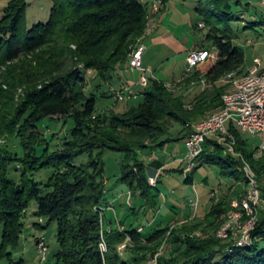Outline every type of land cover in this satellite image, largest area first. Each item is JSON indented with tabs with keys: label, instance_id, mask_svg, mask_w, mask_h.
Wrapping results in <instances>:
<instances>
[{
	"label": "trees",
	"instance_id": "obj_1",
	"mask_svg": "<svg viewBox=\"0 0 264 264\" xmlns=\"http://www.w3.org/2000/svg\"><path fill=\"white\" fill-rule=\"evenodd\" d=\"M170 1L162 0L165 5ZM52 2L49 21L31 29L27 27V0H12L0 21V65L20 60L8 80L2 81L7 91H0V138L13 136L24 149L21 155L0 145V260L27 264L13 254L21 247L25 219L31 204L36 202L35 214L42 221L34 227L42 230L54 222L58 225L56 264H142L157 253L166 238L170 249L177 248L170 259L160 258L159 264H264V214L258 218L250 246L238 247L232 237L222 239L216 234L234 212L233 201L242 202L248 193L246 162L256 174L264 202V150L260 145L253 147L235 127L231 131L239 157L226 155L218 137L212 136L198 158L196 169L203 165L217 166L221 175L244 181L245 188L230 187L228 196L235 199L215 202L204 222L183 223L172 229L167 225L146 233L144 228L139 231L135 227L121 231L112 221L109 224L105 221L109 209L101 158L105 151L126 155L122 179L131 191L140 190L141 196L147 197V191L157 185H151L147 165L139 159V152L150 148L146 142L166 135L172 122L183 128L179 139H186L193 133L192 125L199 117L223 109L222 96L230 88L223 79L234 71L243 74L246 63L243 51L231 36V24L240 20L243 0H207L205 8L204 0H199L196 6L199 23L214 29L207 40L217 49L218 60L202 78L209 89L197 94L191 108L163 81L151 77L138 105L124 114L110 116L98 113V94L86 90V74L95 71L102 84L112 85L116 77L130 69L133 47L147 35L149 1ZM164 10L163 7L160 12ZM199 48L208 49L205 45ZM196 76L197 73L192 75L188 82L201 79ZM100 87L101 84L96 89ZM15 89L22 90L18 100ZM101 97L113 95L103 92ZM57 118L73 121L71 134L62 148L53 153L46 149L38 156L37 147L46 141L38 125L45 119ZM165 143L161 141L159 145ZM82 155H89L90 161L74 164ZM12 165L16 167L17 178L11 176ZM45 168H53L55 172L47 182L40 183L34 176ZM187 179L192 181V176ZM152 202V207L157 206L155 198ZM203 226L202 237L192 236ZM128 235L133 249L125 258L120 246ZM104 242L105 251L101 247Z\"/></svg>",
	"mask_w": 264,
	"mask_h": 264
},
{
	"label": "rangeland",
	"instance_id": "obj_2",
	"mask_svg": "<svg viewBox=\"0 0 264 264\" xmlns=\"http://www.w3.org/2000/svg\"><path fill=\"white\" fill-rule=\"evenodd\" d=\"M11 1L12 0H0V21L4 17L6 9ZM27 1L29 4L27 9L28 29L33 28L39 23H47L50 19V13L53 6L52 0ZM148 1V14L150 21L148 24L147 35L151 29L156 27L155 18L161 13L160 9L164 7L165 10L162 14V24L165 30L174 34L190 47L194 46L197 42H201V44L205 45L208 49L216 50V48H213L212 43L207 40V35L209 33H213L214 29L212 28L211 30V27L206 26L203 22L199 23L200 15H197V12H195L194 8L198 5L199 0H172L166 5L164 3H161L160 5L157 4L159 0ZM206 3L207 0H204L202 3L204 8L207 7ZM248 3H250V5H247ZM243 4L244 6L240 12V20L231 24V36L234 44L239 47L245 55L246 63L244 69L254 67L258 61L264 68V4L262 0H243ZM191 9L192 11L194 10V16L189 13V10ZM193 27H195L196 30L193 29ZM193 30H195L196 34H194ZM221 34L225 35L224 32H221ZM145 39L146 37L138 40L134 45L133 50H135V48L140 44L145 45L144 42L152 47L150 53L155 55V62L154 66L152 65V68H155L154 71L158 75L162 76L161 67H159V64H162L163 62L162 57L165 62H172V69L176 68V70H181L184 55L177 54L175 51L172 49L170 50L165 46H154L151 39ZM19 62L20 60H13L7 61L3 64V66L0 65V87L3 85L2 81L8 80L10 72L14 71L13 67H16ZM139 76L140 75L137 70L132 68H130L125 74V77L130 80L135 82L137 81L139 87L134 88L130 86H122L120 84L119 77L115 78L112 85L102 84L100 79L97 78L95 71H88L86 74V90L88 93L98 94V113H104L108 116L112 114H124L132 107L138 105V103L143 100L141 92L147 87L140 86ZM199 82L196 80L188 82L187 77H182L176 83L171 84V86L166 84V87H168L170 91H174L176 95L183 96L185 106L187 108H191L192 102L187 99L184 94L190 87H195V90H200L201 87L204 86L203 82L205 81L204 79L202 81L201 78L199 79ZM100 84L101 87L98 91L96 87ZM204 87H206V90L209 89L207 83ZM1 89L6 90L4 87L0 88V91ZM131 91L134 92L136 98L130 97ZM103 92L108 93L109 96L112 94L113 98L101 97ZM123 92L126 94V97L122 101L118 99L117 93ZM14 94L18 100L20 99L19 97L22 94V90L15 89ZM211 113L215 112L211 111L210 113H204L193 123L192 128L194 129L198 122ZM38 126L41 134L46 139L43 145L37 147V155L40 156L46 149H48L50 153H53L59 148H62L65 139L71 134L74 123L71 119L64 120L57 118L55 120L45 119L41 121ZM182 129L183 128L180 124L172 122L170 131L166 135L160 137L156 141L146 142L148 145L154 146L153 149H156V151L159 150L157 155L161 161L170 160L171 162H174L175 160L179 161L184 159V163L178 162L174 165V168L176 169H179L181 164L185 167L188 165L186 160V141L185 139H179V137H181L180 132ZM245 138L252 142L253 147L260 145L263 141L262 138L251 134H245ZM161 141H166V143L159 145ZM0 145L7 150L23 155L24 149L21 146L20 141L13 136L0 138ZM165 146H167V149H165ZM159 147L160 149L162 148V152ZM153 151L154 150H151L152 153H150L149 156L143 153L141 154L142 151H140L138 154L140 161L147 164L150 163L148 159L153 155ZM97 155L98 152L95 153V157H97ZM231 155L239 157L236 152ZM144 156L147 158H143ZM101 158L105 165L104 181L107 190L106 203L111 204L114 208L111 211L107 210L105 221L106 224H109V222L113 220V226L118 227L121 231H125L131 227L137 228L141 226L146 230V233H150L158 228H164L167 225L170 226V229H172L174 226H182L183 223H188L189 225L202 223L204 222L206 213L215 202H219L224 199H228L231 202L232 199H235L231 195L228 196L231 193L230 187L236 185L238 188H245L244 181H239L235 177L230 178L221 175L217 166L203 165L191 173L193 177L192 181L187 179L186 173H182L181 171L175 169L164 171L161 176L158 174V176L155 177L156 181H158L157 187L150 188L146 193L147 197H142L140 190L131 191L130 185L122 179L124 176V165L126 164L125 154L107 150L103 153ZM89 161V155H82L75 159L74 164L84 165ZM249 167L251 168V166L246 162V176L249 175ZM15 170L16 167L12 165L11 176L13 178H17V171ZM251 170L253 171L252 168ZM54 172L55 170L53 168H45L41 172L36 173L34 178L36 181L44 183L49 180ZM146 175L149 176V172H146ZM255 179L257 181V177H255ZM153 198L157 201V206L154 207H152ZM235 201L238 200L236 199ZM36 209L37 203L33 202L28 210L27 218L25 219L26 227L24 229L21 247L13 254V256L17 260L24 259L27 264H56V254L59 251V244L57 240L58 225L56 222L50 224L46 229L41 230L38 238H35L34 224L42 221L35 214ZM263 214L264 202H261L258 217ZM117 215L119 221L124 223V226L122 224L118 226L119 221L116 219ZM204 230L205 228L203 226L193 232L192 236L202 237L204 235ZM216 234H218V232ZM167 235L169 237V233ZM41 236H45L48 242L49 252L45 261L42 260L41 250L38 247V240ZM132 243V239L128 235L126 241L123 242V244H126V247L123 249L120 248V252L123 257L127 258L132 254ZM170 247L171 245L169 240L167 238L164 239L162 246L159 248L157 253L152 257L149 256V259L142 264H159L160 258L163 257L170 259L172 252L177 248V246L172 249H170ZM0 264H7V261L0 260Z\"/></svg>",
	"mask_w": 264,
	"mask_h": 264
},
{
	"label": "built area",
	"instance_id": "obj_3",
	"mask_svg": "<svg viewBox=\"0 0 264 264\" xmlns=\"http://www.w3.org/2000/svg\"><path fill=\"white\" fill-rule=\"evenodd\" d=\"M264 4V0H262ZM163 4L159 0L157 4ZM146 46L140 44L133 50L129 67L143 73L140 86H147L149 77L148 69L144 66V54ZM218 60L217 49L196 48L189 52L184 68V77H188L204 62L215 64ZM223 82L230 86L229 90L222 96L223 109L209 114L194 127L193 133L187 137L186 160L188 162L185 173L189 176L198 166V158L205 151L208 138L217 136L219 143L225 147V154L235 152L236 139L231 131L232 127L244 134H251L263 139L260 149L264 150V70L257 64L248 72L239 74L237 71L229 73ZM171 86V84H168ZM133 89V88H131ZM119 100H124L126 94L117 93ZM130 97L136 98L133 91ZM256 175L249 167L248 178L250 188L242 202L234 201V212L228 221L218 231V237L229 239L232 237L238 247L250 246L253 242L252 233L258 222L259 207L261 205L260 190L255 179ZM151 185L156 186V178H150ZM143 229L140 228L139 231ZM126 244L120 246L123 249ZM42 260L48 256V242L45 236L38 240ZM106 250L105 242L101 245Z\"/></svg>",
	"mask_w": 264,
	"mask_h": 264
},
{
	"label": "crops",
	"instance_id": "obj_4",
	"mask_svg": "<svg viewBox=\"0 0 264 264\" xmlns=\"http://www.w3.org/2000/svg\"><path fill=\"white\" fill-rule=\"evenodd\" d=\"M194 9H195V12H196V7ZM189 13L192 16L195 15L194 10L192 11V9L189 10ZM162 14H163V12H161L160 14H158L156 16V18H155L156 19V22H155V26L156 27H154L153 29H151L148 32V35H146V39H148V38L151 39V41L154 44V46H158V45L165 46V47L169 48L170 50L172 49L177 54L184 55L183 56L184 57L183 65L181 66V70L180 71L178 69L176 70V68L175 69H172V66H173L172 62H169V63L168 62H165L164 61V58L162 57V61L163 62H162V64L161 63L159 64V67H161V75L162 76L158 75L154 71L155 68H152V65L154 66V62H155V59H154L155 58V55H153L152 53H150L152 47H150L149 45L146 44V42H144L145 45H146V52L144 54V66L148 69L147 75H148L149 78L152 77V78L158 79L160 81H163L165 84H173V83H176L180 78L184 77V68H185L186 59H187V57L189 55V52L191 50H193V49L199 48L200 45H202V44H201V42H197L196 44H194V46L190 47V46H188V44L186 45V43L184 41H181L179 38H177L174 34H172L171 32H169L168 30H165L163 28V24H162V22H163ZM193 29H194V27H193ZM193 32H194V34H196L195 30H193ZM257 64L260 66V69L261 70H264V68L261 66V63L259 61L257 62ZM213 65L214 64H212L210 62H204V63H202L198 67V69L196 71H194V73H192L190 75V77L192 75H194V74L197 73V76L196 77L199 76L200 78H203L209 72V70L212 68ZM157 69H159V68H157ZM250 69L251 68L244 69L243 70V73L248 72ZM128 70H126L124 73H122L121 75L118 76L119 77L120 84L122 86H124V87H126V86H128V87L130 86V87H134V88L139 87L137 81L135 82V81L130 80L129 78L125 77V74H126V72ZM137 72L139 73V75H140L139 77H140V80H141V77H142L143 73L141 71H137ZM190 77L188 76L187 79L190 78ZM197 82H199V81H197ZM199 83H197V84H199ZM203 83H204V86H205L206 83L205 82H203ZM204 86H202V87L200 86L201 87L200 90H198V89L195 90L196 89L195 87H190L188 89V91L185 92V94H184L185 97L187 99H189L191 102H193L195 100V98L197 97V94H199L202 91V89L204 90L206 88ZM186 140H187V138L185 139V141ZM153 147L154 146H150V148L144 149L141 152V154L143 153V154L149 156L150 153H152L151 150H154L153 151V155L148 159L150 161V163H148V164L146 163L147 164V172H149V176H148L149 179L150 178H153V177H157L158 174L161 176L164 171L172 170V169L173 170L175 169V170L181 171L182 173H185V168L186 167L184 165H182V164L179 166V169L174 168V165L176 163H178V162L184 163L185 162L184 159H181L179 161H176L175 160L174 162H171L170 160L161 161L159 159L158 155H157V152L159 150L156 151V149H153ZM165 147H166L165 149H167V146H165ZM159 149H160V147H159ZM160 150H161V152L163 151L162 148ZM186 153H187V151H186ZM143 158L146 159L147 157L144 156ZM190 175L192 176V174H190ZM192 180H193V177H192ZM157 185H158V183H157ZM108 206H109L108 207L109 208L108 211H111L112 209H114L111 204H108ZM135 212H137V211H135ZM116 217H117L116 219L119 221L118 215ZM111 221L113 222V220H111ZM137 228H142V227L139 226ZM34 229H35V238L36 237L38 238L41 230L36 229L35 227H34Z\"/></svg>",
	"mask_w": 264,
	"mask_h": 264
}]
</instances>
